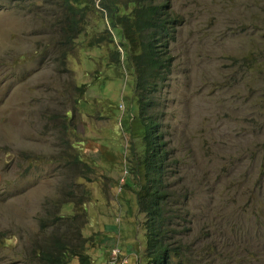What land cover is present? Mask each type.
I'll return each instance as SVG.
<instances>
[{"label":"rangeland","instance_id":"obj_1","mask_svg":"<svg viewBox=\"0 0 264 264\" xmlns=\"http://www.w3.org/2000/svg\"><path fill=\"white\" fill-rule=\"evenodd\" d=\"M99 2L85 19L115 42L87 48L88 36H80L62 58L61 21L48 3L0 0V264H24L42 235L38 217L53 204L64 215L87 210L94 264L110 262L113 248L138 264L145 215L137 158L129 155L132 146L141 155L142 133L128 71L107 66L121 32L102 19ZM256 3L264 7V0L173 3L184 20L171 48L173 72L156 98L178 161L171 191L180 200L190 194L185 211L175 208L193 219L186 240L195 250L213 243L209 257L217 253L195 264H264V84L256 82L263 74L244 65L264 52V9Z\"/></svg>","mask_w":264,"mask_h":264},{"label":"trees","instance_id":"obj_2","mask_svg":"<svg viewBox=\"0 0 264 264\" xmlns=\"http://www.w3.org/2000/svg\"><path fill=\"white\" fill-rule=\"evenodd\" d=\"M5 1L17 2L23 6L29 3L35 7L37 1L41 0ZM96 1L98 0H44L48 3L46 8L49 15L54 17L55 22L61 21L63 39L60 45L62 48L66 47V53L60 57H66L67 51L75 46L80 36H88L89 41L84 44L87 48L99 47L105 39H109V43L115 42L113 34L108 30L107 36L95 29L90 30L91 21L85 18L91 7H95ZM172 2L173 0H100L98 5V13L102 19L108 21L112 30L121 32V41L111 48L107 66L109 69L128 71L124 74L130 76L134 83L135 118L142 133L141 155L135 152L137 148L133 146L129 155V159L134 162L137 158L134 173L138 180L136 195L139 211L145 215V221L142 222L145 244L138 254V264H195L196 259L200 262L209 260L210 251L214 248L213 243H210L211 246L195 250L186 240V235L192 231L190 226L193 219L190 213H183L181 209L175 208L181 206L185 211L190 202V194L187 192L180 200L171 191L174 184L169 183L171 169L178 165V161L165 140L162 130L165 113L158 109L156 94L173 72L175 56L171 48L184 20L172 10ZM254 9L258 12L264 7L256 3ZM64 16L65 19L61 20ZM244 65L254 74H263L256 82L264 84V52L252 55L245 60ZM260 92L259 102L264 105V88ZM129 128L130 125L127 130L132 132ZM258 153L262 154L264 168V148ZM67 205L68 203L64 204ZM59 206L53 204V210L47 206L43 210L44 215L38 217L42 235L37 234L31 240L24 264H73L74 261L78 264H94L88 253V245L94 243L95 237L84 235L87 210L80 207L74 215H64L59 214ZM104 252L109 254L107 248H104ZM213 254L210 261L217 255L216 252H212Z\"/></svg>","mask_w":264,"mask_h":264},{"label":"built area","instance_id":"obj_3","mask_svg":"<svg viewBox=\"0 0 264 264\" xmlns=\"http://www.w3.org/2000/svg\"><path fill=\"white\" fill-rule=\"evenodd\" d=\"M117 250L119 251V249H117V248H115V249H113V253H114V257H110V262H108V264H126V260L124 259V262L123 261H121V260H119V259H121V254H117L116 252H117Z\"/></svg>","mask_w":264,"mask_h":264},{"label":"clouds","instance_id":"obj_4","mask_svg":"<svg viewBox=\"0 0 264 264\" xmlns=\"http://www.w3.org/2000/svg\"><path fill=\"white\" fill-rule=\"evenodd\" d=\"M173 3H174V0H173V2H172V10H173ZM113 249H115V248H113ZM113 249L111 250L110 257H111V254H112ZM110 257H109V258H110Z\"/></svg>","mask_w":264,"mask_h":264},{"label":"crops","instance_id":"obj_5","mask_svg":"<svg viewBox=\"0 0 264 264\" xmlns=\"http://www.w3.org/2000/svg\"><path fill=\"white\" fill-rule=\"evenodd\" d=\"M105 264H108V262H106Z\"/></svg>","mask_w":264,"mask_h":264}]
</instances>
